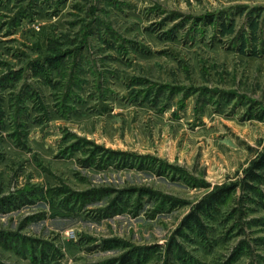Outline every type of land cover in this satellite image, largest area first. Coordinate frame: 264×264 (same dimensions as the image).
<instances>
[{
  "label": "rangeland",
  "instance_id": "374dc122",
  "mask_svg": "<svg viewBox=\"0 0 264 264\" xmlns=\"http://www.w3.org/2000/svg\"><path fill=\"white\" fill-rule=\"evenodd\" d=\"M263 148L264 0H0V264H264Z\"/></svg>",
  "mask_w": 264,
  "mask_h": 264
},
{
  "label": "trees",
  "instance_id": "16d2710c",
  "mask_svg": "<svg viewBox=\"0 0 264 264\" xmlns=\"http://www.w3.org/2000/svg\"><path fill=\"white\" fill-rule=\"evenodd\" d=\"M206 22H211L213 20L212 15H205ZM69 51L62 52H54L41 59H36L31 62V67L35 73L44 72L47 73L48 70L53 67H58L63 58L68 56ZM61 65V64H60ZM260 115L259 117H261ZM114 152V151H113ZM264 181V148L263 151L258 155V157L251 161L250 166L244 172V175L241 177L240 183L243 184L244 189H248L250 191H254L257 187V183ZM239 183L234 184H226L222 186H218L215 190L207 193L202 199H200L193 211L187 214L183 220V226L192 227L193 226H201V212H208L212 208H215L216 204L225 196L227 193L232 191L234 188H237ZM8 238V237H7ZM137 249H133L132 251H128L119 257L121 261L120 264H129L133 255L137 254ZM42 254V253H41ZM135 254V255H136ZM37 255V254H36ZM34 260H37L34 258ZM38 260H41L38 259Z\"/></svg>",
  "mask_w": 264,
  "mask_h": 264
}]
</instances>
